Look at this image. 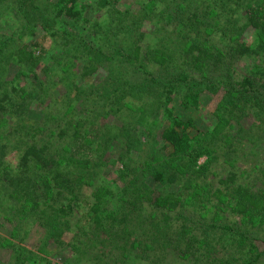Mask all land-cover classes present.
Returning a JSON list of instances; mask_svg holds the SVG:
<instances>
[{
  "label": "trees",
  "instance_id": "trees-1",
  "mask_svg": "<svg viewBox=\"0 0 264 264\" xmlns=\"http://www.w3.org/2000/svg\"><path fill=\"white\" fill-rule=\"evenodd\" d=\"M1 1H8V15L17 20L23 37H30L29 43L0 40L1 59L9 58L20 72L15 80L25 82L32 75L35 88L41 91L39 69L46 71L47 62L56 60L57 55L73 57L80 65L81 82V86L72 82L74 100L82 101L80 106H103L106 115L114 117L113 123L101 128L90 123L84 112L69 119L64 113L58 116L60 122L53 132L47 130L44 118L40 124L27 126L25 133L19 134L15 125L7 135L4 133L8 140L0 148L16 152L17 166L15 171L0 172V213L3 209L15 212L9 219L15 223L17 235L19 227L25 228L30 237L26 243L42 231L44 241L49 239L58 233L52 234L51 228L68 221L75 230L69 244L73 259L79 253L83 257L79 249L85 246L83 236L101 240L111 237L114 252L128 248L123 264H140L143 256H138L136 249L146 241L156 244L162 239L169 240L179 260L196 258L201 253V237L188 233L183 221L176 228L171 223H177L173 219L183 211H206L214 202L217 208L222 207L220 216L243 219L245 227L264 234V189L251 191L231 170L224 172L227 166L232 169L236 165L242 147L227 140L235 111L244 103L257 118L260 114L256 113H263L264 102L255 104L253 93L258 78L264 84V0H216V6L206 0H184L188 4L181 6V14L189 10L188 16H177L173 26H163L156 19L164 23L169 20L166 0H158L165 8L162 10L156 8V0H132L128 4L124 0ZM115 10L117 14L108 19V13ZM208 13L214 20L208 19ZM150 32L157 39L155 45L147 42ZM239 32H246L251 39L238 40ZM132 33L128 45L126 36ZM163 34L174 35L177 44L160 39ZM118 35L122 36L112 40ZM48 41L54 46L47 48ZM168 44L178 46L181 59L180 67L169 72ZM6 45L7 53L1 49ZM229 48L233 52L227 53ZM118 57L143 73V81L135 85L119 83L123 77L117 71L107 74L109 82L103 87L92 86L91 81L104 66ZM245 59L255 65L240 74L236 66ZM151 67L162 72L146 74ZM87 86L91 88L85 92ZM23 88L13 84L8 91H0L3 114L18 117L26 110L21 98L31 93ZM220 92L217 122L211 130L199 132L191 119L175 115L172 103L177 96L182 110H190L198 109L202 94L215 96ZM45 129L47 134L42 139ZM140 133H145V147ZM137 143L143 148L139 152L144 160L134 170L128 154L137 149ZM113 144L120 154L111 161ZM4 155L0 152V159ZM202 158L204 163L198 166ZM117 163L120 168L114 170L115 178L110 180L105 171ZM214 166L218 171L215 185H211L202 175H211ZM258 173L264 185V164ZM82 183L95 186L94 192L82 194ZM43 207L50 208L51 219ZM151 215H157L162 226L159 237L152 238L153 232L144 224ZM41 219L45 221L31 223ZM229 225L222 227L221 232L227 234L220 240L223 235L226 239L233 236ZM22 258L17 255L14 264H22ZM101 262L107 264L108 260L104 257Z\"/></svg>",
  "mask_w": 264,
  "mask_h": 264
},
{
  "label": "rangeland",
  "instance_id": "rangeland-1",
  "mask_svg": "<svg viewBox=\"0 0 264 264\" xmlns=\"http://www.w3.org/2000/svg\"><path fill=\"white\" fill-rule=\"evenodd\" d=\"M131 1L132 0H124V4H128ZM141 1L148 2L149 0ZM156 1V8H159L160 10L165 9L162 4L158 2V0ZM206 1H211L216 6V0ZM184 2L185 4H188L184 0H166L168 9H166L165 13L167 12L169 14L167 15L169 16V20L164 23L162 19L156 18L157 21L163 26H173V21L177 19L176 17L182 15L181 12L183 10L181 9V6L184 5ZM8 6V1L0 0V40H3L4 38L6 41H22L24 43H29L30 37H23L20 31V26L16 25L17 20H14L12 18L13 16L8 15L10 11L7 9ZM116 10H120V7ZM116 10L115 13H108V19H110L113 14H117ZM188 11L189 10L185 11V14L182 16H188ZM204 13H202V15H204ZM208 19L214 20L213 16L209 13ZM157 21L154 22L157 24ZM143 30L147 31L149 29L145 28ZM133 34L134 33L130 36L127 34L126 36V39L128 38V45L132 43ZM231 34L237 35L236 33ZM231 34H229V36ZM119 36L122 35H118L116 36L117 38L114 37L115 39L113 38L112 40L118 39ZM159 36L160 39L165 40V42L170 40L171 44H177L174 39V35L170 34L166 37L165 34H163ZM40 37L41 35L39 38ZM239 39L250 40L251 37L249 34L244 32L240 34L238 40ZM147 42L153 45L157 44V39L153 36L152 32L148 33ZM214 42L216 44V39H214ZM53 46L54 44L50 41L46 42L47 48H51ZM177 47L178 46L176 45L172 48V45L168 44L167 48L171 59L168 64L167 72L180 67L181 59L177 55V52L179 54L180 49L177 51ZM1 49L5 53L9 52L7 45L5 47L2 46ZM228 52H233V48L227 49V53ZM57 53L60 54L59 51H57ZM72 58L73 57L60 58V55H57L56 60L47 62L46 71H44V68L43 70H37V79L41 80V83L43 84V89L38 91L35 88L36 86L33 81L34 76L29 75L25 79V82L15 80V76H19L20 72H16V68L11 62H9V58L6 60L1 59L0 57V91H8L13 84H16V86H23V89H25L27 94L31 93L30 95L22 96L20 104L26 105V110H24V112L18 117H13L9 114L5 115L2 111H0V147L5 146V142L8 140V138L4 137V133L7 135V130L11 129L14 125L17 126L19 130L18 133L21 134L25 133L27 126H31L34 123L40 124L44 118H46L47 121L44 125H46L48 131L53 132L58 127L60 122L58 116L64 113L68 115L69 119L73 118L78 113L84 112L90 123H97L101 128L106 123H113L114 117L112 118L111 116L106 115L103 111V106L101 108H98L95 105L92 106V104L80 106L82 101L79 99L74 100L75 95L72 85L75 83L81 86V82L78 78L80 65ZM122 61L123 60L118 57L110 64H106L103 68V72L98 74V76L91 81V85L99 88L103 87L107 82H109L107 74H113L117 71L120 72L123 77L119 83H129L133 85L141 83L145 75L130 68V63H122ZM254 65L255 64L245 59L239 61L236 68L240 74H245L247 71L253 69ZM147 71L148 72H146V74L148 75L153 73L157 75L162 72V70H159L157 67H151L147 69ZM257 81V91L253 93L255 104L264 102V84L263 81H259V78ZM90 88L91 87L87 86V88L84 89L85 92H88ZM37 92H40V94ZM81 94H84V92L81 91ZM221 96L222 92L215 96L204 93L201 95L198 109L190 110H182L178 101H176L178 99L177 96V99H174L172 106L177 117L183 119L189 118L193 121L197 131L207 132L211 130L217 122L215 111ZM93 102H95V100L90 103ZM262 109L263 113H256V115L260 114V117L257 118L252 115L251 111H249V106L247 104L241 103L240 107L235 111L232 126L228 130V142L231 140L236 143L238 142L242 147L241 152L237 155L238 161L236 162V165H234L232 169L227 166L224 172L231 170L233 174L238 176L237 180L246 184L251 191L264 189L262 178L258 173L259 167L264 164V108ZM43 133L44 135L41 136V138L45 139L47 134L46 129ZM144 134L140 133L138 135L143 147L146 146ZM222 141L225 144L224 138ZM12 142H15V140ZM136 147V150H133L128 154L130 157L128 160L134 170H136L144 160L142 152H139L143 148L140 147L138 143L136 144ZM218 147L220 148L221 146L219 145ZM6 148L8 147L0 148V152L5 154L4 157L0 159V172L5 169L15 171L17 166L16 152L12 151V149L9 150ZM111 149L110 159L111 161H114L117 159L120 151L116 144H113ZM203 163L204 158L198 160V166L203 165ZM118 168H120V163H117L115 166H109L108 170L105 171L106 177L110 180L114 179V170H117ZM212 168L211 175H206L205 172V175L202 176L206 179V183L215 185V173H217L218 170L216 171V166ZM80 181H82V179H80ZM148 182L150 183L151 180L149 179ZM80 187L82 194L88 196L95 190V186L90 187L85 183H82ZM200 199L202 200L201 196H198V200ZM216 204V202L211 203L206 211L200 212L198 210H193L194 212H191V209L187 212L183 211L180 213V217H175V219H173L177 220V223H175V221L171 223L176 228V226H179V224L183 221L187 224L188 233L196 235L198 238L201 237V242L198 245V247L201 248V253L196 258L179 260L173 253L174 249L170 247L168 243L169 240L162 239L159 242H156V244L146 241V243H144L145 246L142 244L141 248L136 249L138 256H143V260L140 264H223L224 262H227V264H264V234L251 227H245L243 219H236L230 216V218H228L226 214L224 216H220L222 207L217 208ZM3 210L4 211L0 213V264H14L17 255L23 257L22 260H24V262L22 264H103L104 261H101L104 257L105 260H108L107 264H123L126 260L123 257L125 256V252L128 248L121 247L117 252H114L111 244L112 239L107 236L105 240L96 239V237L87 239L88 237L83 236L82 241L85 243V246L79 247L83 257H80L79 253L78 255H75L73 259V251L69 248V244L74 237L75 230L72 228V225L68 223V221L67 223H60L59 228L56 226L51 228L52 234L57 231L58 233H55L52 237H49V239L44 241L42 231V233L40 232L39 235L35 238H31L26 243V238L30 237L26 232H24L25 228L23 226L19 227L17 235V227L13 221H10V219L12 220V214L15 212H12L10 209ZM46 210L47 215H51V219L52 212L50 208H42V211ZM25 216L26 213H24L23 218ZM146 218L147 221L144 222V224L147 225L148 230L153 232L152 238L159 237V233L162 231V226L157 222V215H151ZM26 221L28 222V220ZM39 221L43 222L45 220H33L31 223L33 224L36 222L37 225ZM228 223L230 224L229 226H231V230L234 231L232 234L233 236L231 239H226V235H223V240H220V238H222V234H227L225 232H221V229ZM25 235L27 236L25 237ZM33 236H35L34 233ZM40 238L43 239V242L41 239V243H39ZM119 245L120 244H118V246ZM228 247L231 249L226 253L225 250ZM18 249H21L23 252H20ZM156 250L159 251L155 253ZM29 254H31V256Z\"/></svg>",
  "mask_w": 264,
  "mask_h": 264
}]
</instances>
